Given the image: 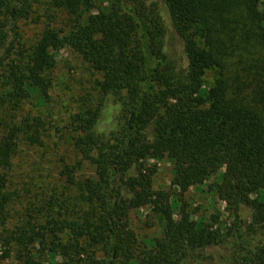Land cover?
<instances>
[{
    "label": "trees",
    "instance_id": "1",
    "mask_svg": "<svg viewBox=\"0 0 264 264\" xmlns=\"http://www.w3.org/2000/svg\"><path fill=\"white\" fill-rule=\"evenodd\" d=\"M162 1L185 66L165 50L156 0H50L38 14L26 0H0V264L13 256L20 264L59 257L68 264H213L212 249L233 236L224 264H264V239L248 238L264 229L262 0ZM33 12L48 23L30 43L19 22ZM67 47L99 75L96 90L116 108L111 126L100 124L104 101L86 96L63 125L25 113L28 102L51 101L52 71ZM53 135L75 150L58 162L61 188L48 190V167L32 170L25 180L38 183L40 196L13 211L21 143L37 147ZM165 158L174 200L155 188L157 167L148 163ZM85 164L92 171L83 176ZM223 166L220 195L236 211L249 206L250 221L217 225L219 216L196 218L184 199ZM143 207L154 211L161 232L139 250L129 218Z\"/></svg>",
    "mask_w": 264,
    "mask_h": 264
},
{
    "label": "rangeland",
    "instance_id": "2",
    "mask_svg": "<svg viewBox=\"0 0 264 264\" xmlns=\"http://www.w3.org/2000/svg\"><path fill=\"white\" fill-rule=\"evenodd\" d=\"M31 2V8L36 14L42 13L50 0H26ZM154 1V0H152ZM158 2L160 11L167 26L168 35L166 38L165 50L169 57L179 66L186 65V54L184 53V45L182 39L178 36L172 27L170 15L165 3L162 0ZM97 5H100V0H95ZM261 9H264V0L261 3ZM32 13L28 18L24 17L20 20V30L23 39L31 42L38 37L44 30L48 19L41 15L36 16ZM31 13V12H30ZM57 22L61 20L57 15ZM9 27V24L8 26ZM12 37L9 35L8 40ZM3 51H1L2 53ZM255 61V60H254ZM257 61V60H256ZM255 61V62H256ZM182 63V64H181ZM53 86L51 89L52 99L48 105L35 106L32 102L26 103V112L30 114L46 115L47 119L55 118L53 127L55 125H63L67 122V117L70 113L82 103V97L86 96L89 102L98 103L99 100L104 101L106 105L103 108L104 115L101 120V127L106 128L114 124L117 117L116 108L111 105L112 100L110 96L103 97L96 90V77L99 76L95 71L88 67L83 59L74 52L71 48H63L57 55V65L52 71ZM207 77L211 80V72L207 73ZM102 98V99H101ZM61 133V132H60ZM59 135V132H57ZM75 150L66 140H58L55 135L45 138L43 145L33 146L29 142L21 143V150L19 158H17V167L21 168V173L17 169L16 179L13 183V189L20 190L21 197L15 202V210H21L24 205H29L32 199L40 196L38 183L33 181H26V176L32 170L38 171L44 167H48L50 180L45 184L51 189L52 187H59L58 165L62 158L74 157ZM59 162V163H58ZM148 163L156 164L157 172L154 175V186L157 189L170 190L173 200L177 194V190L172 185L173 178V164L168 158L163 160H149ZM225 167H218V169L204 182L199 185H193L184 193V199L188 202L189 208L193 216L205 221H211L214 215L219 216L217 225L229 226L236 219L243 221H250L251 208L247 205H241L236 211L228 204L227 200L220 195L219 184L221 183V174ZM92 167L84 165L80 169V173L84 175L90 174ZM42 172V171H40ZM36 173V172H35ZM37 174V173H36ZM43 183V182H41ZM30 201V202H29ZM179 212V208L174 210ZM129 223L137 236L136 247L144 249L145 243L152 237H159L161 232V223L159 222L154 211L149 207L140 209H132L130 211ZM253 244L258 243L259 240L264 239V229L261 228L257 233H251L248 236ZM235 237H230L226 244H220L212 249L215 259L213 264H224L234 251L233 243ZM2 264H20V262L13 256L12 258L3 260ZM45 264H51L44 262ZM52 264H68L66 260L59 257L56 263ZM187 264H201V262L187 261ZM205 264V263H203ZM208 264V263H207Z\"/></svg>",
    "mask_w": 264,
    "mask_h": 264
}]
</instances>
